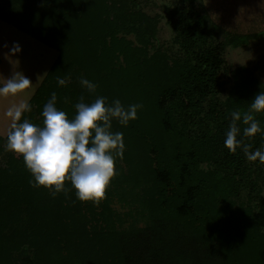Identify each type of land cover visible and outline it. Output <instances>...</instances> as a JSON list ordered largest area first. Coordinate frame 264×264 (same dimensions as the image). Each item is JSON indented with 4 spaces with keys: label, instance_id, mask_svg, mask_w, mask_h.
I'll use <instances>...</instances> for the list:
<instances>
[{
    "label": "trees",
    "instance_id": "16d2710c",
    "mask_svg": "<svg viewBox=\"0 0 264 264\" xmlns=\"http://www.w3.org/2000/svg\"><path fill=\"white\" fill-rule=\"evenodd\" d=\"M149 4L0 0L1 20L57 50L22 118L42 125L52 92L69 119L81 96L141 105L127 125L111 120L125 147L98 203L77 199L68 179L55 196L30 184L22 155L0 134V264H264V162L243 150L264 147V132L242 136L234 152L223 143L231 112L247 111L264 85L249 66L237 75L228 67L224 43L208 37L222 27L194 0L159 4L163 13ZM162 14L173 49L156 43ZM247 35L226 45L264 39ZM253 114L264 129V111Z\"/></svg>",
    "mask_w": 264,
    "mask_h": 264
},
{
    "label": "clouds",
    "instance_id": "9594fccd",
    "mask_svg": "<svg viewBox=\"0 0 264 264\" xmlns=\"http://www.w3.org/2000/svg\"><path fill=\"white\" fill-rule=\"evenodd\" d=\"M11 51L19 52L16 44ZM32 82L22 72L16 71L0 83V95L15 94L27 88ZM59 85L66 80L57 79ZM80 84L92 92L96 84L81 77ZM104 96H96L84 102L81 96L74 104L75 115L67 118L65 111L56 104V93L52 92L42 106V125L31 122L22 113L31 105L22 101L6 109L5 115L11 118L6 133L7 150L22 155L25 168L33 179V186H44L51 195L65 190L64 181L70 180L79 200H92L98 203L105 196L111 178L116 174L115 157H122L124 150L123 133L111 131V120L116 118L122 125L137 116L140 104H129L127 108L119 99L106 104ZM248 110L231 112V121L225 131L224 146L231 152L242 144V136H252L264 132L254 112L264 111V91H258L250 100ZM237 121L246 125L241 133ZM250 145L243 144L245 156L249 160L264 162V147L248 151Z\"/></svg>",
    "mask_w": 264,
    "mask_h": 264
},
{
    "label": "rangeland",
    "instance_id": "374dc122",
    "mask_svg": "<svg viewBox=\"0 0 264 264\" xmlns=\"http://www.w3.org/2000/svg\"><path fill=\"white\" fill-rule=\"evenodd\" d=\"M180 0H150L147 9L151 13L161 12V5L173 6ZM198 9L208 13L222 31L214 29L208 37L211 41L221 40L224 57L235 74L244 67L253 69L259 81L264 85V39L261 35L250 37V40L236 38L240 45H226V37L247 35L264 31V0H194ZM159 22L157 45L168 47L172 36L163 14ZM248 36V35H247ZM226 40V41H225ZM243 40V41H242ZM244 43V44H243ZM20 46L19 52L11 51ZM170 47V46H169ZM168 47V48H169ZM171 48V47H170ZM173 49V48H171ZM175 49V48H174ZM57 55V50L33 38L29 34L0 19V83L19 71L32 82L27 88L15 94L0 95V134L5 135L11 124V118L5 115L6 109L22 101H28L50 68ZM234 74L229 76L222 96H228L233 90Z\"/></svg>",
    "mask_w": 264,
    "mask_h": 264
}]
</instances>
